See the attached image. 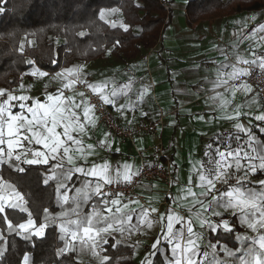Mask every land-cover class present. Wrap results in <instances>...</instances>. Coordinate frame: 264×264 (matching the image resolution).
Segmentation results:
<instances>
[{"label": "snow or ice", "instance_id": "1", "mask_svg": "<svg viewBox=\"0 0 264 264\" xmlns=\"http://www.w3.org/2000/svg\"><path fill=\"white\" fill-rule=\"evenodd\" d=\"M4 10L0 7V12ZM105 11L99 13L101 20H105ZM105 23L118 26L116 21ZM119 27L124 31L129 28L123 22ZM77 35L84 38L87 33L79 31ZM243 39L264 46V24L253 28ZM20 51L23 52V44ZM250 55L252 59L237 55L236 63L216 65L215 78L207 80L211 89L224 87L233 96L239 90L250 91L246 83L230 85V81L249 76L251 66L264 70V54L257 56L251 49ZM225 57L227 61L226 54ZM31 75L43 78L50 74L34 67ZM52 79L59 81L60 86L46 93L44 100L23 94V84L21 94L0 88V220L6 225L0 227V264H6L10 250L8 236L24 240L44 238L50 226L55 227L62 242L55 250L56 257L74 253L76 264L86 252L98 264H113L104 247L109 244V237L115 241L110 247L116 249L131 235L153 227L159 228V235L149 256L154 257L163 249L160 264H264V180L253 183L249 179L264 172V139L239 122V106L228 115V99L220 92L210 97L225 113L222 119L237 121L235 132L226 137L218 135L215 146L207 145L205 159L191 166L187 184L178 189L175 197L169 195L171 204L161 211L152 203L145 207L139 200L126 198L120 190V185H132L141 175L139 168L128 162L113 166L108 160L97 159L98 149L110 147L106 140L97 145L86 143L90 139L88 130L96 126L97 105L77 86L89 89L104 105L115 108L120 98L129 96L133 82L111 86L108 81L89 82L84 65L63 68ZM147 91L143 88L136 94L142 99ZM136 103L129 98L128 106L133 110ZM124 109L125 105L119 106L121 112ZM255 119L264 121V113ZM259 131L264 136V129ZM33 173L37 184L54 185L60 208L56 213L43 207V221L39 223L30 199L21 190L33 179ZM233 180L235 183H231ZM178 208H185L187 215ZM21 214H26V218ZM225 214L233 220L230 222ZM13 215L19 216L15 223L10 218ZM237 220L252 235L237 232ZM196 226L200 231L195 230ZM205 230L216 234L215 243L204 242ZM221 231L234 237L232 247L220 241ZM121 259L124 258H117L116 264ZM23 264H30L29 255L23 256ZM141 264L152 262L146 257Z\"/></svg>", "mask_w": 264, "mask_h": 264}, {"label": "crops", "instance_id": "2", "mask_svg": "<svg viewBox=\"0 0 264 264\" xmlns=\"http://www.w3.org/2000/svg\"><path fill=\"white\" fill-rule=\"evenodd\" d=\"M186 3L187 0H174L167 5L171 12L170 20L160 33L156 46L145 57L126 65L123 69L88 80L92 83L108 81L110 86L113 83L122 85L133 82L129 96L120 98L115 108L109 106L122 125L135 126L140 121L152 124L159 116H163L160 134L154 136L141 134L133 141L128 139L121 141L96 122V126L88 130L90 139H86V143L94 145L101 140H106L110 144L108 149H98L97 159L108 160L113 166L128 162L139 169L142 165L149 166L155 161L156 154H152L149 149L155 142L161 140L164 153L171 157V168L175 173L169 194L167 196V188L160 182L146 183L138 190L147 198L148 204L152 203L161 211L166 208L161 202L167 198L169 206L171 204L169 195L175 197L178 192L177 186L187 184L188 171H191V166L196 164L192 156H196L195 152L199 153V142L202 147L206 144L215 146L218 135L226 137L235 132L234 124L237 121L222 119L225 113L210 97L216 92L222 93L229 101L228 115L234 114L239 106L241 112L239 122L250 127L253 132L259 126L257 124H264V121L255 119L256 115L264 113V106L251 88L248 92L236 91L233 96L231 92H226L224 87L213 91L207 82L215 78V68L220 63H236L237 55L252 59L251 49H255L257 56L264 54V46L243 39L244 35L250 33L253 28L264 24V12L190 23L186 17ZM59 86V81L51 79V82L25 89L23 94L44 100L46 93L54 92ZM143 88H147L148 91L141 99L136 93ZM15 94H21V91ZM70 94L66 92V95ZM129 98L137 102L134 110L128 106ZM120 105H125L123 112L119 110ZM200 116L204 119H199ZM186 139L194 143L196 141V146L192 142H184ZM138 151H142V159L138 156ZM202 159L205 158H199L198 161ZM249 179L253 183L264 180L263 177L256 178L254 175ZM231 183H235V180ZM182 209L185 208H178L177 211L186 216L187 213ZM225 218L230 219L231 215L225 214ZM232 220L233 218L230 222ZM195 230L200 231L198 226ZM236 231L252 235L239 225L238 220ZM158 235L159 228L153 227L126 238L133 243L135 255L139 256L137 264L145 261L146 257L150 258L149 253L154 251L152 244ZM227 235L221 231L219 239L232 247L235 243L234 237L228 239ZM216 239V234L204 231L205 243L209 240L215 243ZM89 257L92 255L87 252L80 255V258L84 259ZM153 258L151 257V262Z\"/></svg>", "mask_w": 264, "mask_h": 264}, {"label": "trees", "instance_id": "3", "mask_svg": "<svg viewBox=\"0 0 264 264\" xmlns=\"http://www.w3.org/2000/svg\"><path fill=\"white\" fill-rule=\"evenodd\" d=\"M174 0H0V88L14 92L35 85L51 82L52 76L63 68L84 65L87 80L103 74H109L126 65L142 59L156 46L160 33L170 20L167 8ZM188 22H203L233 17L239 14L264 12V0H187L185 4ZM111 9H117L112 13ZM105 11V20L116 21L113 28L99 18ZM123 22L128 31L119 27ZM79 31L87 35L81 38ZM118 42V43H117ZM23 44V52L20 45ZM58 60L53 64L52 60ZM29 61L34 63L29 64ZM48 72L47 77L32 76L33 68ZM157 120V119H156ZM254 132L261 136L259 123ZM2 170V169H0ZM33 179L21 186V190L30 199L37 222L43 221V207L59 212L54 196V185L45 187ZM8 177L9 173L5 172ZM264 178L262 173L254 175ZM14 179V177H12ZM2 215V214H0ZM24 215L26 218V214ZM15 223L19 216L10 217ZM0 227L6 228L0 220ZM7 236V233L5 232ZM54 226L46 229L44 238L24 240L20 236H8L10 250L6 255V264H23L25 254L30 264H76L75 254L70 257H56L55 250L62 246ZM232 237V236H231ZM230 237V239H231ZM109 239L105 245L107 252L116 264H137L133 243L125 240L116 249L110 247L115 241ZM157 253L152 264L163 260ZM80 264H98L96 258H80Z\"/></svg>", "mask_w": 264, "mask_h": 264}, {"label": "built area", "instance_id": "4", "mask_svg": "<svg viewBox=\"0 0 264 264\" xmlns=\"http://www.w3.org/2000/svg\"><path fill=\"white\" fill-rule=\"evenodd\" d=\"M238 67H247L246 65H237ZM246 83L250 86L253 92L259 97L261 104L264 106V70L260 69L258 66H251V74L246 77H242L240 80L232 81L231 84H243ZM79 90L85 91L86 95L90 97L91 102L97 105L95 115L97 117V124L103 126L110 134L121 141L125 139L133 141L135 137L141 134L156 135L160 134L163 127V116H159L156 121L152 124L140 121L131 126L129 124L122 125L118 122L114 112L111 110L109 105H104L98 97L93 95L89 89H85L82 86H77ZM158 127L160 129L158 130ZM152 154H156L155 161L149 165H142L140 167L141 175L135 178L132 185H120V190L124 192L126 198H131L139 200L141 204L147 207L148 200L138 190L146 183L156 184L160 182L165 184L167 188V196L173 181V170L171 168V157L164 153L163 145L161 140L155 142L149 149ZM138 156L141 158L142 151L137 152ZM142 159V158H141ZM264 175V172H262ZM161 205L167 207L168 200L165 198Z\"/></svg>", "mask_w": 264, "mask_h": 264}, {"label": "rangeland", "instance_id": "5", "mask_svg": "<svg viewBox=\"0 0 264 264\" xmlns=\"http://www.w3.org/2000/svg\"><path fill=\"white\" fill-rule=\"evenodd\" d=\"M149 76V75H148ZM184 142H192L190 139H186ZM193 143V145H195L196 146V141H195V143L194 142H192ZM205 145V144H204ZM207 145L208 144H206L204 147H202V144L199 142V153L197 154V152H195L196 153V156H192L195 160H196V163L198 162V160H199V158H203L204 157V152H203V150H206V147H207ZM191 151V150H190ZM192 153V152H191ZM184 169H186V167L184 168ZM173 172V176L175 175V173H174V171H172ZM188 173L190 174V171H188ZM188 181V180H187ZM177 188L179 189L180 187H179V185L177 186ZM174 192V191H173ZM182 211H185V209H182ZM186 212V211H185ZM233 217L231 216V218L230 219H232ZM230 219H229V221H230ZM230 235H227V238L228 239H230ZM150 260H151V257L149 258Z\"/></svg>", "mask_w": 264, "mask_h": 264}]
</instances>
